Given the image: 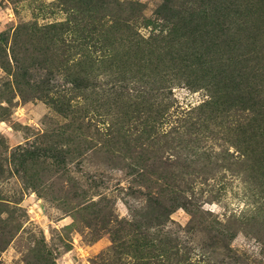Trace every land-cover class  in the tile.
Returning <instances> with one entry per match:
<instances>
[{"label": "rangeland", "instance_id": "374dc122", "mask_svg": "<svg viewBox=\"0 0 264 264\" xmlns=\"http://www.w3.org/2000/svg\"><path fill=\"white\" fill-rule=\"evenodd\" d=\"M0 264H264V0H0Z\"/></svg>", "mask_w": 264, "mask_h": 264}]
</instances>
